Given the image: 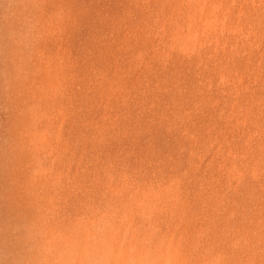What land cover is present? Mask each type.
I'll list each match as a JSON object with an SVG mask.
<instances>
[{
	"label": "rangeland",
	"instance_id": "obj_1",
	"mask_svg": "<svg viewBox=\"0 0 264 264\" xmlns=\"http://www.w3.org/2000/svg\"><path fill=\"white\" fill-rule=\"evenodd\" d=\"M98 229L264 264V0H0V264Z\"/></svg>",
	"mask_w": 264,
	"mask_h": 264
},
{
	"label": "clouds",
	"instance_id": "obj_2",
	"mask_svg": "<svg viewBox=\"0 0 264 264\" xmlns=\"http://www.w3.org/2000/svg\"><path fill=\"white\" fill-rule=\"evenodd\" d=\"M55 264H145V261L126 256L122 246L117 250L114 238L98 229L57 256Z\"/></svg>",
	"mask_w": 264,
	"mask_h": 264
}]
</instances>
